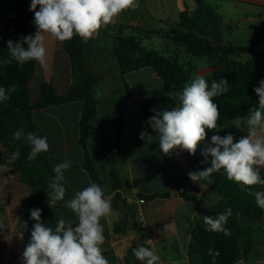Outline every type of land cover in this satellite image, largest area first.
I'll use <instances>...</instances> for the list:
<instances>
[{
  "label": "crops",
  "instance_id": "1",
  "mask_svg": "<svg viewBox=\"0 0 264 264\" xmlns=\"http://www.w3.org/2000/svg\"><path fill=\"white\" fill-rule=\"evenodd\" d=\"M207 1L229 26L230 34L226 36H232L235 31L240 30L247 31L252 36L254 28L264 25V0ZM139 4V8L124 11L113 23L102 27L94 35L91 56L96 54L104 58L114 45L110 33H114L122 26L126 33L139 30L149 34L142 39L137 37L141 48L157 51L185 66L194 67V71L201 75L209 77L217 71V56L212 55L214 58L211 60L214 59V62L199 68L195 63L196 58L187 54L184 47L175 44L169 37L179 24L180 13L186 8L195 7L194 0H139ZM157 31L160 33H156ZM2 32L3 20L0 19V47ZM226 36L224 42L228 43ZM144 41L149 42L150 47L143 46ZM45 44L47 66L42 67L37 63L35 75L29 86L32 104L39 98L44 83L52 84L59 94L67 93L72 84L71 62L64 42L54 40L45 34ZM115 70L117 76H121L117 64ZM122 79L129 85L132 97L125 107L124 127L120 134L121 157L115 164L120 169L124 181V188L120 193L135 207L139 232L135 231L130 221L126 233L115 232V227L122 221L123 214L113 207L116 191L111 189L110 177L104 163L96 157L108 191L105 198L110 200L112 206L111 214L100 221L105 236V243L102 245L103 255L109 264H126L124 258L127 251L137 242L138 237H142L146 247L160 257L158 264H172L173 261L176 264H190L188 249L193 226L201 216L216 206L221 198L200 181L190 180L188 173L194 171L181 149H175L167 155L162 152L157 132L140 111L137 105L139 100L156 99L169 94L161 79L151 68L127 73ZM100 83L98 80L95 89L98 88L95 95L99 111L90 125V148L94 154L104 150V139L111 133L110 129L115 130L116 108L126 98L123 83V86L118 87L116 100L111 99L106 103L99 89ZM82 110L83 104L76 102L33 111V118L42 136L47 137L49 151L43 155L52 169L55 164L65 160L71 161L70 168L65 171L66 195L64 200L57 202L53 208V215L56 221L63 217L66 222L71 221L73 224H76L77 218L64 205L74 198L77 191L93 183L84 168L85 150L80 128ZM234 121L219 124L215 132L206 130L209 143L214 134L224 136L231 133L237 141L246 135V132L233 125ZM141 133H145L144 138H141ZM261 177L264 178V169L261 170ZM195 188L199 189L196 201H187L181 196L182 193L193 192ZM164 193H169L170 196L146 201L140 207L135 205L141 198L140 195ZM31 195L32 188L21 180L19 170L13 165L8 149L0 142V264H22V254L30 241V236L20 232L19 224L22 220V210ZM249 228L256 244L255 253L236 264H264V209L263 219L250 224Z\"/></svg>",
  "mask_w": 264,
  "mask_h": 264
},
{
  "label": "trees",
  "instance_id": "2",
  "mask_svg": "<svg viewBox=\"0 0 264 264\" xmlns=\"http://www.w3.org/2000/svg\"><path fill=\"white\" fill-rule=\"evenodd\" d=\"M193 9L186 8L179 15V24L172 30L169 37L173 42L185 48L187 54L193 58H204L215 55L218 57V69L210 79H226L229 90L219 97L213 98L219 107L220 117L218 125L236 120L237 117H246L252 107L258 106L259 98L254 89L261 80H264V25L256 27L252 32V40L246 45H234L225 43V36L230 34V28L223 18L207 0H194ZM31 0H0V19L3 20V32L0 47V87L5 89L16 84L17 91L10 94L8 101L0 103V142L9 151H19L20 156L13 161V165L19 170L20 178L32 188V195L22 210V220L19 224L21 233L31 237V231L35 221L30 218V210L41 209V222L46 226L55 227L56 219L53 209L48 206L51 195L50 181L54 178V172L43 153L38 154L33 161H28L30 145L26 140L28 132L42 136L41 130L33 118V111L50 106L80 102L83 104L81 116V140L84 146V168L88 171L93 182L99 184L105 192V181L101 168L96 160L102 159L108 164V175L111 181L112 191H116L113 207L123 214L120 224L116 225V233H126L130 221L136 232L137 212L135 207L127 199L123 198L120 191L124 188V181L116 161L121 157L120 134L124 127L125 107L131 99V89L124 82L126 98L117 106L115 111V130L104 139L105 148L95 154L90 148V125L96 118L99 107L95 89L98 78L89 67L88 58L92 53V39L84 43L80 37L75 36L65 41V49L70 57L72 69V84L65 94H59L52 84L44 83L41 93L35 103H31L29 86L36 72V61L26 62L22 67L16 61L5 64L9 59L7 43L9 40L21 42L22 37L34 35L37 31L33 20L34 13L29 10ZM38 10V8H37ZM153 33V32H150ZM155 33V32H154ZM156 33H160L157 31ZM27 47L26 44L23 45ZM117 67L121 76L143 68H151L167 87L169 94L156 99H142L137 105L149 121L150 117L165 109L171 110L179 106L177 95L182 91L186 83L191 80L193 67L185 66L178 60L170 59L163 54L146 50L140 47L133 39L117 37L112 48ZM247 56L246 60L237 57ZM24 130V136L20 140L13 138L17 130ZM210 144L208 136L201 142L194 155L181 149L189 166L194 172H199L211 166V157L207 162L202 155L204 148ZM209 187L221 200L203 216L216 218L218 214L231 209L224 227V232H211L206 230V225L201 216L194 224L191 232V243L188 249L190 264H236L243 258L255 253L256 244L253 240L249 225L260 222L263 219V209L258 207L255 196L257 191H264V185L246 187L230 181L226 173L221 169L213 173L209 178L200 181ZM199 189L193 192L182 193L187 201H196ZM169 193L142 196L146 201L158 197H169ZM75 226V224H73ZM146 247L143 238L138 237L124 258L126 264H142L138 261L132 250L139 246ZM212 251V255L209 254ZM219 253L215 255V253Z\"/></svg>",
  "mask_w": 264,
  "mask_h": 264
},
{
  "label": "clouds",
  "instance_id": "3",
  "mask_svg": "<svg viewBox=\"0 0 264 264\" xmlns=\"http://www.w3.org/2000/svg\"><path fill=\"white\" fill-rule=\"evenodd\" d=\"M139 7V0H31L29 10L34 13L33 23L37 31L34 35L22 37L21 42L9 40L7 49L10 58L3 63L16 61L22 67L26 62L34 60L46 67L45 34L59 42L78 36L87 43L102 27L113 23L124 11ZM228 90L229 83L226 79L213 80L209 86L202 75H195L186 83L176 97L180 102L179 106L156 113L148 121L159 136L162 152L167 155L175 149H182L194 155L199 144L207 137L206 130L217 131L220 112L213 98ZM16 91V84L7 89L0 87V103L8 101L10 94ZM254 91L259 98L258 106L252 107L246 117H237L233 123L237 129L247 134L238 141L231 133L224 136L212 135L210 144L202 152L205 162L209 156L212 158L211 166L203 171L188 173L191 181L205 180L223 169L227 179L237 184L249 188L264 185V178L261 177V170L264 169V80L259 82ZM22 136L23 129L13 134L16 140H20ZM144 136L145 133H141V138ZM26 140L30 145L28 161L49 151L47 137L28 132ZM19 156V151L13 152L11 160L15 161ZM70 166L71 161L65 160L53 167L55 175L49 183L52 191L48 199V206L52 209L65 198V171ZM252 194L258 207L264 209V191ZM64 206L76 216L75 226L71 221L66 222L63 217L57 219L54 228L46 226L41 222L42 210H30V218L35 224L22 254V264H109L103 255L105 236L100 221L111 214L112 206L110 200L105 198L102 187L93 182L77 191L74 198ZM229 216L231 209L218 214L216 218L203 216L206 230L224 232L227 235L228 230L224 225ZM132 253L142 264H158L160 260L153 250L142 245L134 248ZM209 254H213L211 250ZM172 264L176 262L173 261Z\"/></svg>",
  "mask_w": 264,
  "mask_h": 264
},
{
  "label": "rangeland",
  "instance_id": "4",
  "mask_svg": "<svg viewBox=\"0 0 264 264\" xmlns=\"http://www.w3.org/2000/svg\"><path fill=\"white\" fill-rule=\"evenodd\" d=\"M110 36L113 38V40H115L117 37H123L127 39L132 38L133 41L137 42V37L142 39V38L148 37L149 34L140 32L139 30H132L126 33L123 27L119 26L117 30L114 31V33H110ZM251 37L252 36H250V34L247 31L240 30V31H235L232 36H226V39L229 41L228 43H233L234 45H246L251 40ZM138 43L140 44V42ZM167 44L169 46H172L170 43H167ZM143 46L150 47L149 42L144 41ZM211 58H214V57L207 56L204 58H196L195 63L197 64L199 68L206 67L214 62V59L212 61ZM247 58H248L247 56L237 57V59L243 60V61L246 60ZM181 60L186 62L185 59L183 58H181ZM88 62H89V67L91 71L96 75L98 80L101 82L100 83L101 88L99 89L103 93L106 103L108 102V100H111V99L116 100V98L118 97L117 95L118 87L123 86L124 81L121 76H117L116 74V70H115L116 63H115V57L113 55L112 49H110V52H108V54L104 58L103 56H98L96 54L92 56L90 55L88 58ZM195 75H201V74L197 73L193 69L191 73V80L195 77ZM202 76L207 81H209L210 79H212L213 74L210 75L209 77L207 75H202ZM97 90L95 91L98 92ZM109 131L112 132L113 130L110 129ZM101 162L104 163V168L108 170V167H109L108 164L104 162L102 159H101Z\"/></svg>",
  "mask_w": 264,
  "mask_h": 264
},
{
  "label": "built area",
  "instance_id": "5",
  "mask_svg": "<svg viewBox=\"0 0 264 264\" xmlns=\"http://www.w3.org/2000/svg\"><path fill=\"white\" fill-rule=\"evenodd\" d=\"M146 203V200L145 199H143V198H140L137 202H136V206L137 207H140V206H142L143 204H145Z\"/></svg>",
  "mask_w": 264,
  "mask_h": 264
}]
</instances>
